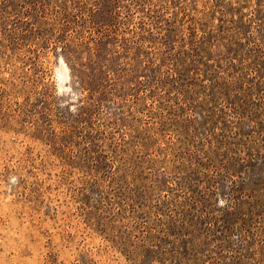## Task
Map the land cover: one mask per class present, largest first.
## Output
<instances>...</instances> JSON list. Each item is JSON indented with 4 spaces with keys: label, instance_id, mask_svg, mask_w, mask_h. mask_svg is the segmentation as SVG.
I'll use <instances>...</instances> for the list:
<instances>
[{
    "label": "rangeland",
    "instance_id": "obj_1",
    "mask_svg": "<svg viewBox=\"0 0 264 264\" xmlns=\"http://www.w3.org/2000/svg\"><path fill=\"white\" fill-rule=\"evenodd\" d=\"M0 264H264V0H0Z\"/></svg>",
    "mask_w": 264,
    "mask_h": 264
},
{
    "label": "trees",
    "instance_id": "obj_2",
    "mask_svg": "<svg viewBox=\"0 0 264 264\" xmlns=\"http://www.w3.org/2000/svg\"><path fill=\"white\" fill-rule=\"evenodd\" d=\"M224 8H225V7L223 6V8L221 9V13H222V14H224V10L226 9V8H225V9H224ZM223 17H224V15H223ZM176 73H177V78H175V79H178V81H180V78H182V77L180 76V73H179L178 71H177V72H176V71H175V72L172 71L171 75H172V76L175 75V77H176ZM181 73H182V72H181Z\"/></svg>",
    "mask_w": 264,
    "mask_h": 264
}]
</instances>
